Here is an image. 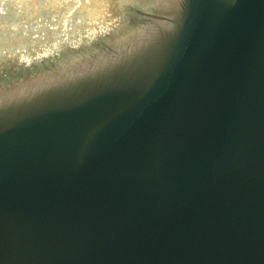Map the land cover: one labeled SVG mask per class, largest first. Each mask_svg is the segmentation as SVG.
I'll return each mask as SVG.
<instances>
[{"label": "water", "instance_id": "obj_1", "mask_svg": "<svg viewBox=\"0 0 264 264\" xmlns=\"http://www.w3.org/2000/svg\"><path fill=\"white\" fill-rule=\"evenodd\" d=\"M156 4L0 0V264H264V0Z\"/></svg>", "mask_w": 264, "mask_h": 264}, {"label": "rangeland", "instance_id": "obj_2", "mask_svg": "<svg viewBox=\"0 0 264 264\" xmlns=\"http://www.w3.org/2000/svg\"><path fill=\"white\" fill-rule=\"evenodd\" d=\"M97 6H92L93 10H95ZM75 13H77V10L75 11ZM80 15H89V11L83 12ZM107 15H109V13H107ZM112 20L115 17H111ZM64 21H66L65 19H63ZM108 23V22H106ZM77 24L78 26L74 29V33L71 35L72 37H75L73 39V41H81L83 42V44H88L92 39H90L92 36H94V31L95 30H99L100 28H102L104 25H102V20L98 19V18H85L83 17V19L81 20H77ZM72 43V42H71ZM75 47V46H74ZM55 51L54 50H47V49H43V48H39L38 50H33L32 55L37 58V57H45L48 54H50L51 52ZM32 56V57H33ZM33 57V58H34ZM27 60L29 58H26ZM27 60H25L24 57H20L17 62H26ZM29 62V61H28Z\"/></svg>", "mask_w": 264, "mask_h": 264}, {"label": "bare ground", "instance_id": "obj_3", "mask_svg": "<svg viewBox=\"0 0 264 264\" xmlns=\"http://www.w3.org/2000/svg\"><path fill=\"white\" fill-rule=\"evenodd\" d=\"M100 1L103 3V5H101L102 9L109 10L110 13L113 11V9L111 8V5H113V3H116L117 4V6H116L117 9L119 8L118 6H120V0H100ZM156 1H157V4H156L157 7L158 6L160 7V6L164 5V3L166 2V0H163L162 3H159V0H156ZM96 14H98V13H94V15H96ZM99 14H103V12L102 13H99ZM121 26L122 25L120 24V27ZM119 29H121V28H119ZM67 62H69V61L64 60V61H62L61 64H65Z\"/></svg>", "mask_w": 264, "mask_h": 264}]
</instances>
